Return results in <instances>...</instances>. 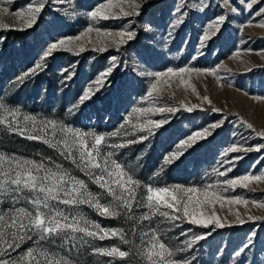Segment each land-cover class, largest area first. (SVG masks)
Instances as JSON below:
<instances>
[{
    "label": "rangeland",
    "instance_id": "374dc122",
    "mask_svg": "<svg viewBox=\"0 0 264 264\" xmlns=\"http://www.w3.org/2000/svg\"><path fill=\"white\" fill-rule=\"evenodd\" d=\"M101 2L47 0V6L37 23L23 31L17 30L23 25L14 16V12L26 5L28 0L0 4L10 8V12L2 17L10 29H0V101L37 118L55 119L83 130L111 133L119 129L134 108L152 106L150 100L143 99L153 82V77L148 73L165 71L168 67L216 68L219 80L211 74L197 76L192 73L190 77L185 76L187 85L177 87L179 80L173 78L170 88L162 86L165 90L162 99L157 101L158 106L169 104L180 107L184 103L189 106L197 104L199 107L192 112L181 107L175 114L151 116V119L167 116L168 123L155 130V134L148 140L121 149L118 156L142 182L161 186L180 184L200 187L246 173L264 174V148L260 151L227 154L224 151L230 146L249 148L264 145V138L255 134L264 131V27L260 26L264 16L254 15L259 7L264 6V0H260L252 12L246 11L240 0H230L228 5H225L224 0H205L208 6L203 11L196 7L185 8L184 11L188 13L186 18L167 40L162 37L167 35L176 18L175 8L180 0H135L141 4L139 16L100 22V26L108 29L120 30L128 25L129 30L136 32L135 38L118 50L110 48L99 53L89 48L79 55L57 51L41 60L43 52L52 42L77 35L89 24H94L87 12ZM186 3L196 5L200 0H186ZM231 7L239 11L233 13ZM220 15L227 16L225 24L217 36L202 47L199 37L204 28ZM112 56L117 57L115 66L104 86L96 91V78L112 63ZM38 63L42 67L36 69ZM33 69L35 72H32ZM25 73L30 75L25 76ZM69 76L70 79L67 78ZM20 77H24L23 81L18 80ZM90 85L94 94L79 104V98ZM189 85L194 86L196 92ZM203 96H208L211 103L202 101ZM254 97L262 99L256 100ZM213 108L220 111H213ZM242 120L251 123L253 129H247ZM214 123L221 126L212 129V134L206 139L184 150L182 156L170 165H163L164 170H160L164 156L175 151L180 140ZM124 139L128 137L109 138V142L115 140L121 143ZM0 151L37 160L51 158L71 167L69 162L42 142L29 141L4 131L2 126ZM234 156L244 158L234 165L227 164L226 161ZM228 167L233 168L232 172L225 177L218 175V172ZM74 174L87 181L82 173L74 170ZM89 187L92 191H98L96 185L89 184ZM224 195H241L249 204L226 203L223 209L217 204V214L226 217L225 227L212 230L183 223L167 232L170 242L175 247L184 248L185 239L211 232V235L193 244L191 249L178 255L192 260L193 264H264V207L258 206L264 203V181L252 182L248 189L238 187L235 192ZM8 206L2 205L4 208ZM229 208L232 213L240 212L245 223H235ZM81 210L103 226L125 229L131 226V222H125L123 218L99 217L87 206H82ZM212 210L211 207L208 209L209 212ZM245 213L262 219L249 220ZM160 227L167 229L168 225ZM189 228L191 232H187ZM182 229L186 231V236L180 235ZM246 243L249 247L237 256L236 253ZM96 244L110 246L119 244V241L113 238L96 241ZM73 256L80 264H105L109 259L93 255L90 251H82L80 254L73 252ZM113 264L124 262L116 260ZM127 264H136V261Z\"/></svg>",
    "mask_w": 264,
    "mask_h": 264
},
{
    "label": "snow or ice",
    "instance_id": "6c2138e0",
    "mask_svg": "<svg viewBox=\"0 0 264 264\" xmlns=\"http://www.w3.org/2000/svg\"><path fill=\"white\" fill-rule=\"evenodd\" d=\"M4 2L11 4L14 0H0V4ZM224 3L228 5L230 0H224ZM240 3L244 5L246 11L252 12L260 0H240ZM46 6L47 0H28L26 5L14 12V16L19 18L23 25L17 30L23 31L33 27ZM206 6L208 5L205 0H200L196 5H189L186 0H180L175 8L176 18L162 39L171 38L177 25L183 23L188 14L184 11L185 8L196 7L203 11ZM140 8L141 4L135 0L106 2L102 0L87 12L94 24H89L77 35L66 36L52 42L43 52L41 60L57 51L79 55L89 48L99 53L110 48L118 50L133 40L136 32L129 30L128 25H124L120 30H112L100 26V22L139 16ZM231 11L237 13L239 10L231 7ZM9 12V7L0 6V29H10V25L4 23L2 19ZM254 15L264 16V6L259 7ZM226 19V15H220L207 24L199 37L202 47L217 36ZM260 26L264 27V20ZM110 60L112 63L109 67L96 78V91L104 86L117 57L112 56ZM41 67L39 63L36 65V69ZM32 72H35V69ZM192 73L197 76L211 74L220 79L216 68L168 67L165 71L148 73L153 77V82L143 99L150 100L152 106L134 108L119 129L111 133L83 130L55 119L37 118L35 115L21 113L19 108L10 107L6 102L0 101V126L4 131L15 133L29 141L42 142L71 165L66 167L51 158L37 160L0 151V264H80L73 256V252L80 254L82 251H90L93 255L109 258L105 264H113L116 260L124 264L132 260H135L136 264H193L192 260L178 254L191 249L193 244L205 239L211 232L185 239L184 248L175 247L170 242L167 232L180 227L183 223L212 230L225 227L226 217L222 218L217 214L215 205L219 204L221 209L226 203L247 206L249 201L243 196H225L224 193L235 192L238 187L248 189L252 182L264 181V174L246 173L200 187L180 184L161 186L142 182L118 156L121 149L148 140L155 134V130L168 123L167 116L162 119H151V116L175 114L181 107L187 112H192L199 107L197 104L189 106L184 103H181L180 107L169 104L157 105L165 90L162 86L170 88L173 78L179 80L177 87L187 85L185 76L190 77ZM28 75L30 73H25V76ZM23 79L24 77L18 78L20 81ZM189 87L196 92L194 86ZM93 94L94 90L90 85L79 98V104L89 100ZM253 99L260 100L262 97ZM202 101L211 103L208 96H203ZM212 110L220 111L217 108ZM142 117L144 119H141ZM241 122L247 129H253L251 123L243 120ZM220 126L219 123L211 124L180 140L176 150L164 156L160 170L163 171V165L172 164L184 154V150L199 140L206 139L212 134V129ZM255 134L264 138V131ZM113 137L128 139L121 143L115 140L109 142V138ZM261 148H264V145L249 148L230 146L224 151L227 154L260 151ZM243 158L234 156L226 163L234 165ZM74 170L82 173L87 181L74 174ZM232 170V167H228L225 171L218 172V175L225 177ZM89 184L96 185L98 191H92ZM5 204L9 206L2 207ZM82 206L94 210L99 217L123 218L125 222H131V226L128 229L103 226L99 221L85 215L81 210ZM258 206L264 207V203H259ZM210 207L213 209L211 212L208 211ZM229 212L234 215L235 223H245L240 212L232 213L231 208ZM245 215L249 220L262 219L247 213ZM163 224L168 225L167 229L160 227ZM191 231V228L187 229V232ZM180 235L186 236V231L182 229ZM113 238L117 239L119 244L110 246L96 244V241ZM120 245L127 247L122 248ZM248 247V243L244 244L236 255H241Z\"/></svg>",
    "mask_w": 264,
    "mask_h": 264
}]
</instances>
